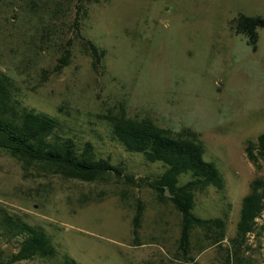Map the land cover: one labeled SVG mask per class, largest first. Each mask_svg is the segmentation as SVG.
Instances as JSON below:
<instances>
[{
  "label": "rangeland",
  "instance_id": "obj_1",
  "mask_svg": "<svg viewBox=\"0 0 264 264\" xmlns=\"http://www.w3.org/2000/svg\"><path fill=\"white\" fill-rule=\"evenodd\" d=\"M235 12L261 18L254 51L231 35ZM86 41L103 51L95 66ZM0 71L19 106L56 118L59 136L89 142L120 170L84 183L0 149V221L41 230L56 252L12 264H264V188L252 231L231 243L242 197L264 180V158L244 153L264 131V0H0ZM120 109L172 134L197 133L223 187L195 193L191 213L221 220L220 241L194 228L186 254L178 248L179 214L146 185L164 165L113 139L106 116ZM16 246L0 228V264Z\"/></svg>",
  "mask_w": 264,
  "mask_h": 264
},
{
  "label": "trees",
  "instance_id": "obj_2",
  "mask_svg": "<svg viewBox=\"0 0 264 264\" xmlns=\"http://www.w3.org/2000/svg\"><path fill=\"white\" fill-rule=\"evenodd\" d=\"M95 1L97 0H76L77 8ZM256 39L255 37L254 44ZM248 41L252 43L251 38H247ZM86 45L95 66L94 63L99 60L103 51L97 50L89 41H86ZM106 120L110 124L111 136L124 150L140 153L144 160L164 165L162 174L152 184H145L155 192L158 199L168 200L179 214L178 248L186 254L189 234L194 228L212 234L214 242L220 241L221 220L199 219L191 213L195 193H201L208 187L221 191L223 187L221 175L214 163L202 158L203 148L197 133L184 128L172 134L147 119L126 117L123 109L117 114L107 115ZM57 127L56 118L19 106L17 87L10 76L0 71V149L25 163L46 164L65 179L92 183L109 175L120 178V170L107 159L96 157L89 142L76 146L70 138L59 136ZM244 153L252 163L257 158H264V131L255 137V141L246 142ZM180 176H187L188 180L178 185ZM124 180L133 182L127 176ZM263 188L264 180L250 182L248 193L240 201L235 235L231 243L242 242L245 235L252 231L254 220L262 210ZM164 192L170 197H164ZM140 215L141 206L137 202L132 218L133 234ZM0 228L7 239L17 242V251L3 264L32 258L52 259L56 254L49 238L37 228L9 217L1 219ZM55 264L78 263L64 256Z\"/></svg>",
  "mask_w": 264,
  "mask_h": 264
},
{
  "label": "flooded vegetation",
  "instance_id": "obj_3",
  "mask_svg": "<svg viewBox=\"0 0 264 264\" xmlns=\"http://www.w3.org/2000/svg\"><path fill=\"white\" fill-rule=\"evenodd\" d=\"M230 19L231 24L229 25V29L232 31L231 35L242 36L244 38V45L247 46V49L255 50L254 38L257 36L259 26H261V18L257 15L235 12ZM247 38H251L252 43H250V41L247 42Z\"/></svg>",
  "mask_w": 264,
  "mask_h": 264
}]
</instances>
